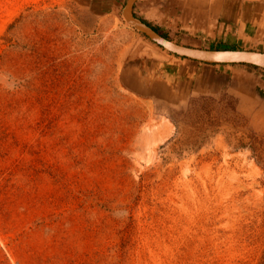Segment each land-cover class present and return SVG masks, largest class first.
<instances>
[{
    "label": "rangeland",
    "instance_id": "rangeland-1",
    "mask_svg": "<svg viewBox=\"0 0 264 264\" xmlns=\"http://www.w3.org/2000/svg\"><path fill=\"white\" fill-rule=\"evenodd\" d=\"M125 3L0 0V264H264V88L147 97L125 74L181 58Z\"/></svg>",
    "mask_w": 264,
    "mask_h": 264
},
{
    "label": "crops",
    "instance_id": "crops-1",
    "mask_svg": "<svg viewBox=\"0 0 264 264\" xmlns=\"http://www.w3.org/2000/svg\"><path fill=\"white\" fill-rule=\"evenodd\" d=\"M235 3L236 0H136L132 14L155 33L178 45L203 50L216 49L212 48L214 46L234 51L242 49L230 41L233 36L230 30L250 27L246 15L236 16L230 8ZM125 76L127 79L135 77L139 82L143 80L144 94L163 100L218 95L226 91L245 101L255 97L258 88H264V76L252 67L206 65L185 59H168L153 69L145 68L144 73H126Z\"/></svg>",
    "mask_w": 264,
    "mask_h": 264
},
{
    "label": "water",
    "instance_id": "water-1",
    "mask_svg": "<svg viewBox=\"0 0 264 264\" xmlns=\"http://www.w3.org/2000/svg\"><path fill=\"white\" fill-rule=\"evenodd\" d=\"M136 0H127L122 9L125 22L167 53L185 60L206 65L249 66L264 70V53L253 51H209L175 44L155 33L132 14Z\"/></svg>",
    "mask_w": 264,
    "mask_h": 264
},
{
    "label": "trees",
    "instance_id": "trees-1",
    "mask_svg": "<svg viewBox=\"0 0 264 264\" xmlns=\"http://www.w3.org/2000/svg\"><path fill=\"white\" fill-rule=\"evenodd\" d=\"M154 31V30H153ZM155 32V31H154ZM162 37V36H161ZM164 38V37H163ZM164 39H166V38H164Z\"/></svg>",
    "mask_w": 264,
    "mask_h": 264
}]
</instances>
